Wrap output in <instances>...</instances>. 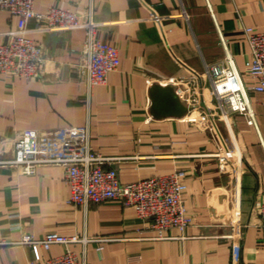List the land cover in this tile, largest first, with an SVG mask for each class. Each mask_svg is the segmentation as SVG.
I'll return each mask as SVG.
<instances>
[{
    "label": "crops",
    "instance_id": "crops-1",
    "mask_svg": "<svg viewBox=\"0 0 264 264\" xmlns=\"http://www.w3.org/2000/svg\"><path fill=\"white\" fill-rule=\"evenodd\" d=\"M32 1L37 12H91L95 38L115 46L118 64L86 92L73 65L84 28L38 30L32 20L0 10V42L21 30L42 45L46 59L40 75L29 80L0 74V157L42 152L46 139L57 134L66 149L88 144L102 155L122 157L110 165L121 183L182 169V203L192 222L158 237L118 200L68 204L61 166H39L27 175L0 166V264H28L66 249L84 264H264V230L258 226L264 94H249L254 124L232 114L227 131L220 125L240 157L236 180L218 172L210 156L216 143L192 124V114L175 116L169 98L155 107L160 117L149 114L153 84L199 73L225 54L242 70L249 52L242 26L264 30V0ZM231 225L238 235L236 260L223 236ZM49 232L91 240L48 250L13 243Z\"/></svg>",
    "mask_w": 264,
    "mask_h": 264
},
{
    "label": "built area",
    "instance_id": "built-area-1",
    "mask_svg": "<svg viewBox=\"0 0 264 264\" xmlns=\"http://www.w3.org/2000/svg\"><path fill=\"white\" fill-rule=\"evenodd\" d=\"M32 3V0H0V10L19 16L23 21L32 20L38 30L84 28L85 36L77 52L74 69L84 82L86 92L93 85L102 83L107 72L116 68L118 54L115 46L95 38L91 12L78 14L55 7L37 12L33 10ZM242 33L249 48L242 70L236 69L231 56L225 54L223 58L205 64L199 73L191 72L184 78L168 79L161 84L171 85L178 100L186 107V112L193 115L190 118L192 124L210 133L216 143V150L210 156L215 159L218 172L230 174L233 180L241 171L240 157L220 125L227 131L232 114H240L247 124H254L249 94H264V30L242 26ZM45 62L42 45L32 41L21 30L9 32L7 39L0 42V74L6 77L24 80L38 77ZM121 159L102 155L88 144L66 149L62 136L55 134L46 139L42 152L0 157V166L26 175L34 173L39 166H61L64 182L69 188L68 204L86 206L89 203L118 200L124 206H131L135 216L146 222L144 228L156 231L158 237H163V233L170 228L183 230L191 224L192 219L186 214L181 197L186 188L184 170L177 169L164 175L121 183L116 169L110 166ZM258 226L264 230V202L259 208ZM223 236L230 239L231 257L236 260L238 235L234 225ZM90 240L76 234L62 236L49 232L38 238L24 235L13 243L27 246L36 244L48 250L52 244H84ZM28 264L84 262L72 250L66 249L59 255L30 260Z\"/></svg>",
    "mask_w": 264,
    "mask_h": 264
},
{
    "label": "water",
    "instance_id": "water-1",
    "mask_svg": "<svg viewBox=\"0 0 264 264\" xmlns=\"http://www.w3.org/2000/svg\"><path fill=\"white\" fill-rule=\"evenodd\" d=\"M149 98H150V105H149V114L152 117H160L161 113L155 110V107L160 105L164 100H168L165 98L171 99V103L176 105L177 109L174 112L175 116L182 115L186 107L180 103L176 95L174 94L172 87L170 85L161 86L158 84L151 85L149 89Z\"/></svg>",
    "mask_w": 264,
    "mask_h": 264
}]
</instances>
